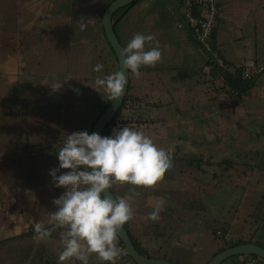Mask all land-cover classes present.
I'll return each instance as SVG.
<instances>
[{
	"label": "rangeland",
	"instance_id": "374dc122",
	"mask_svg": "<svg viewBox=\"0 0 264 264\" xmlns=\"http://www.w3.org/2000/svg\"><path fill=\"white\" fill-rule=\"evenodd\" d=\"M64 2L67 4H64ZM87 2L88 0H86V4H84L83 0H38L35 5V2L32 3L29 0L23 6L26 8L23 10V14H26L27 18L30 17L29 15L33 16L35 14L36 21L39 23H36L37 25L34 27L32 26L30 31H22L26 25L21 24L19 26V34H21L19 38H16L17 35L15 34L18 33V26L15 24L16 14L11 9V12L2 13L6 23L4 32L2 30L0 33V195L2 196H6L5 191L7 189L11 193V199L16 196L17 173L20 169H22L26 179L30 181L28 184H43L40 186L41 192L42 190L49 192L48 188L53 187L49 170L58 166L56 152L61 147L59 143L67 134L75 131L91 130L101 109L110 97L102 87H97L95 82L98 78H104L108 74L116 72V64L109 53L107 42L102 34L99 11H94V8L86 6ZM174 2L175 0H139L134 6H131L134 10L128 12L129 8L114 25L115 32L123 47L127 45L133 34L144 33V31V34H146V30H151L153 33L158 29L159 23L164 30L169 29V26L173 25L177 27V23L181 19L179 5L177 4L175 12L169 11L170 9L174 10L172 5ZM8 3L4 6L11 8ZM51 3L52 5L54 4L52 12L68 14L69 21H63L60 26L63 34L67 33L70 35L67 39L68 41H65L62 47L58 48L54 54L46 55L49 45H46L44 50L43 46H40V49V47L36 46L37 43L34 42L42 40L40 37L42 32H44L43 36H47L50 31L47 30V33H45V28L48 24L46 25L44 17L50 13ZM91 3L89 4L93 7ZM76 6H78V10H76ZM82 8L84 9L80 10ZM173 13L174 15H172ZM177 16H179L178 20ZM82 18L87 21V27L84 30H81L78 24ZM115 18H117L116 15L113 16V20ZM55 25L50 24L48 26L53 28ZM166 35L168 36L167 33ZM78 37L83 40H79ZM78 40L80 43L76 42ZM27 41H29L28 44ZM43 41H47V39L44 38ZM21 43L23 46L19 48ZM152 46H154L153 42H147L145 50ZM49 48L52 49V47ZM159 48L162 53L160 61L154 66H141L140 68L142 73H145L147 68L152 69L153 72L150 71L148 76L147 74H140L138 77L129 71L130 88L127 91L128 100L121 109L117 119L112 123L116 125V123H120L122 119L127 117L132 119L136 117L143 118L142 115L146 117L147 115H155L157 117L160 110L157 112V109L148 108L143 111L136 104L137 95H141V93H138V88L144 83L143 85H147L145 90L149 93L151 85L145 83V81L149 82L151 80L158 86L155 75L156 70L168 69L170 72L166 70V74L174 77L182 73L190 74V77H192L193 74L187 72V70L193 69V72H196L200 77L193 75L191 79L188 78L193 85L189 91L190 93H184L186 100H179L180 109H182L181 115L173 110L168 112L167 119H174L170 126L171 134H169V136L173 137L166 138L171 141L169 143L159 142L162 145L156 141L154 143L175 152L181 150L192 152V150H198V147L204 149L205 145L199 144L204 140L208 146L205 152H209L212 155L210 157L211 164H209V158H204V162L203 160L192 161L195 166H198L196 169L194 168L195 166L191 167L188 165L186 170L198 171L199 176H196L200 179L203 178V180L209 179V184L213 183L217 186L231 185V196L234 194V198H242L240 195L244 194L242 201L239 199L236 203V200L233 202L234 198L230 196V204H240L239 207L238 205L233 207L229 205L226 210L225 206L221 205L218 207V212H223L227 216H234L238 208L237 213L245 222L242 223V220L238 222V230H243L242 227H247L253 231L260 225L264 226V200L261 205L250 206L252 190L255 187L254 179L255 177L261 179L260 175L262 174L254 173V176L252 175L251 171L254 168L250 164L251 160L248 159L249 155L253 154L254 151V136H264V127L254 126L253 124L247 125V122L249 123L247 116H244V118L238 117L236 122L232 124L235 127H240L236 123L242 122L239 133H245L249 142L247 144L243 139L244 135L242 136L243 142L234 141V138L231 137L234 136L233 133L238 131L233 128L232 124L228 123H231V121L230 119L227 120L226 117L237 112L238 106H232L233 98L229 95L231 91L227 90L228 94H226L225 82L222 78L220 79L223 82L218 78L212 81L210 77L207 80L208 78L202 79L201 75H199L200 73L203 75V73L197 69L199 61H196L194 57L195 55H200L204 62L207 54L192 40H190L192 54H185L176 45L169 43L159 45ZM189 55H191L190 58ZM37 61H41L39 66ZM97 64L103 67L99 71H94V66ZM51 66L56 69H51ZM245 68L251 72L253 71L250 65L245 66ZM197 80L198 85L196 84ZM200 81L202 82L201 85H199ZM185 83L188 82L185 81ZM52 87L59 88L53 90ZM157 90H160V94H164V87L160 86ZM193 90L196 94L193 93ZM160 94L155 93L152 95L158 96ZM192 97H195L194 101H192ZM251 99L245 98L243 103L248 104ZM208 102L209 104L206 105ZM165 113L163 112L160 115ZM183 119L187 122L185 123ZM115 127L113 126V130ZM153 129L156 130L154 133ZM140 130H145L149 137L155 139V133L159 135L165 133L166 125L160 123L154 126L149 123L143 128L140 126ZM215 135H217L216 137L219 136L220 141L218 138H210ZM228 135L232 140L226 142V136ZM174 137H181L182 141H176ZM161 139L165 138L161 137ZM210 145L215 149L209 147ZM243 145H246V147L243 148ZM255 145H264V142L262 140V142L259 141ZM229 150H235L238 155L224 156L223 154H226ZM244 151L248 155L240 158V156H243L241 154ZM251 159L254 162L255 158L252 157ZM41 169L44 172H40ZM29 170L32 171L31 175L27 174ZM162 183L164 185L167 184L164 181ZM130 186L135 191L132 190L129 194L140 196L143 200L149 193L148 186ZM125 187L124 190L115 191L117 198L122 197V194L125 195L127 191ZM259 187L264 192V183L259 184ZM164 190L166 188L162 189V192ZM63 192L64 188L62 187L58 193L59 196ZM223 192L226 194L228 191L223 189ZM237 194L239 196H236ZM53 195L45 202L52 205L53 198L58 197L57 195L55 196V193ZM176 195L177 197L179 196L178 193H174V196ZM205 195H208L210 199L215 196V193H210L209 190ZM204 196L196 204H200L203 207ZM132 198L134 199V197ZM130 203L134 205L136 212L141 207L139 203L131 201ZM49 207L52 206H47L44 209ZM144 212L147 213V209ZM1 220H3L2 217ZM187 224H189L188 221ZM221 226V223H213L211 228L218 227L220 230ZM215 241L216 238L210 234L209 240L205 245L210 247L215 244Z\"/></svg>",
	"mask_w": 264,
	"mask_h": 264
},
{
	"label": "crops",
	"instance_id": "0c3cea01",
	"mask_svg": "<svg viewBox=\"0 0 264 264\" xmlns=\"http://www.w3.org/2000/svg\"><path fill=\"white\" fill-rule=\"evenodd\" d=\"M30 1L32 3L35 2L34 4L36 5L38 0ZM27 2H29V0H12V2L11 0H0V28H3L0 29V33L2 30L4 32V27L6 25L2 13L11 12V10H13L16 14L15 24L18 26V33H15L17 37L14 36L16 38H19L21 35L19 34V26L21 24L26 25L25 29L22 31H30L32 26L34 27L37 25L36 23H39L36 21L37 18H35V14L33 16L29 15L30 17L28 18L26 14H23V10L26 9L23 6ZM83 2L86 4V0H83ZM88 2H92L91 4H93V7L90 6ZM88 2L86 6L94 8V11L98 10L100 12L103 8L105 9L108 5L107 3L111 2V0H88ZM217 2L222 12L220 24L215 33V43L217 44L216 46L220 50L223 58L231 65V67L236 68L243 67L245 69V66L250 65L251 68L254 69L259 65H263L264 0H217ZM6 3H8L11 8H6L4 6ZM64 4L67 3L64 2ZM177 4L178 0H175L174 4H172L174 6V10L172 11L170 9L169 11L175 12ZM53 5L52 3L50 4L51 11L44 17V19L46 20V25H56L53 28L47 25L45 33H47V30H50L47 36H43L44 32H42V35L40 36L42 40L33 41L34 43H37L36 46H43L44 50L46 45L52 47V49L49 47L47 48L49 50L46 51V55H51V53L54 54L58 48L62 47L65 41H68L67 39L70 35L67 33V35L63 34L60 26L63 21H69L68 14L63 12L56 14L55 12H52ZM84 8L80 10H83ZM131 8L128 12L134 10V8ZM76 10H78V6H76ZM172 15H174V13ZM178 18L179 16H177V20ZM146 34H153L155 41H158L159 45H163L165 43H169L171 45L173 44L176 45L183 53L192 54L190 48V40L192 39L186 29H179L176 25H173L169 26V29L164 30L159 23L158 29H156L153 33L151 30H146ZM44 38H46L47 41H43ZM78 39L83 40L79 37ZM79 40L76 42L80 43ZM192 42L194 41L192 40ZM28 43L29 41H27V44ZM22 46L23 44L21 43L19 48ZM12 49L15 51L14 48ZM190 56L191 55H189V58ZM194 59L199 61L198 67L203 65L204 62L202 61L200 55H195ZM37 62V65L39 66L41 61ZM54 68V66H51V69ZM166 70L168 69L156 70L155 75L159 85L157 86L152 80L149 82L145 81V83L151 85V91L148 93V91L145 90V86L147 85H143V83L142 86L138 88V93H141V95H137L138 100L135 101L138 107H141L143 111L144 109L146 110L152 107L157 109V112L160 110L157 117H155V115H147V117L142 115L145 119H147V122L146 124L142 123L140 125L143 128L149 123L154 126H157L160 123L165 124V133L163 135L155 133L154 136L156 138L152 139L158 143L163 141L169 143L171 141L166 138L173 137L169 136V134H171L170 126L172 125V121L174 119H167L168 112H172L173 110L181 115L182 109H180L179 100L185 99L184 93L189 92L191 90V86L193 85L188 78L191 79L193 75L198 76V74L193 72L192 69L187 70V72H191V74H193L192 77H190V74L182 73L181 75H177L176 78L172 75L166 74ZM139 71L140 74H147V76L150 74V71L153 72V70L149 68L145 70V73H142L141 69H139ZM199 75H201L202 79L208 78L207 80H209L210 77V80L212 81H215L217 78L222 81V79H220L221 77L211 76L210 73H203V75L200 73ZM199 77L200 76H198V78ZM185 81L188 83H185ZM201 81L199 82V85L202 84ZM196 84L198 85V80ZM160 86L164 87V94H160V90H157ZM225 87L226 92L229 90V87L226 84ZM155 93L160 95L153 96L152 94ZM193 93L196 94L194 90ZM226 94H228V92H226ZM245 98L252 99L249 100V103L247 101L248 104H246L243 103ZM194 99L195 97H192V101H194ZM153 103H156V105H153ZM208 104L209 102L206 105ZM236 105L238 106V111L226 117L227 120L230 119L231 121V123L227 121L229 124L235 123L238 117L244 118V116H247L249 120V123L246 121L247 125L253 124L254 126L259 125L264 127V72L256 74L253 86L242 96V100H240ZM232 106L235 105L232 104ZM163 112L166 113L164 115H160ZM183 120L185 123L187 122L185 119ZM236 125L241 127L242 122L236 123ZM140 126L134 129L140 130ZM232 126L238 131V136L237 133H233L234 136L231 138H234L233 140L236 142H243L244 139L248 144V136L245 133H239L240 127H235L233 124ZM140 131H142L145 135H148L145 133V130ZM155 131L156 130L153 129V133ZM216 136L217 135L210 138H218L219 140V136ZM161 137L165 139H161ZM262 137L254 136V151L248 158L251 160L250 164L254 168L253 171H251L252 175L254 176V173L262 174L260 175V177H262L261 179L256 177L254 179L255 187L252 190V202L250 203L251 207L261 205L264 200V192H262L259 187V184L264 183V145H255V143L259 141L262 142L263 140L264 142V136ZM174 138L176 141H182L181 137ZM226 140V142H229V140L232 139H230L228 135L226 136ZM203 142V145H205L204 149L198 147V150H192V152L188 150L175 152L172 150L170 168L165 170L162 175V179H158L153 185L148 186L149 193L146 195L144 200L140 196L137 197L129 194L133 188L127 183L121 184L117 182L111 185L110 190L115 197V191L119 192L121 189L124 190V187L126 186L125 190L127 191L125 192V195L122 194L121 196L129 199L131 202H136L141 205L137 212L134 209V205H131L133 209L132 217L124 224V227L127 230L135 248L141 254L150 258L168 260L176 264H207L218 249L225 247L226 242L250 240L248 243H255L264 248V226L260 225V227L258 226L253 231L249 230L247 227H242L243 230H238V222L242 220V223H245L243 218L237 213L238 208L236 212L234 211V216H227L223 212H218V207L221 205L223 207L225 206V210L229 205L232 207L238 205L239 207L240 204L235 203L239 199L242 201L244 194L240 195L242 198H234V194L231 196V185L225 184L217 186L213 183L209 184V179L203 180V178L200 179L197 177L199 176L198 171L192 172L191 170H186L188 165L194 167L195 164L193 162H188L185 159L182 160V158H189L193 155L198 157V152L202 151L204 154H201L199 158L204 159L212 156L209 152H205L208 146L204 140ZM159 144L162 145V143ZM210 147L213 146L211 145ZM238 147L240 148V146ZM242 147L245 148L246 145H243ZM232 150H229L223 155H238L235 150ZM241 155L243 156H240V158H243L248 154L244 151ZM252 157L255 158L254 162H252ZM204 161L205 160H203V162ZM196 167L198 166L196 165L194 168L196 169ZM31 170H29V173H26L31 175ZM61 171L67 170L62 169ZM40 172H44L43 169H41ZM162 181L167 184L164 185ZM29 182L30 181L26 179L25 174L22 172V169H20L17 173L16 196L11 199V193L8 189L5 191L6 196L0 195V264H60V262H58V256L63 249L61 234L65 231V229L55 226L54 221L50 219V213L54 212L56 208L53 203L51 205V203H47L45 200L54 196L53 193H55V196L57 195L59 197L58 193L62 187L57 188L53 186L48 188L49 192H44L45 190H42L41 192L40 186L43 184H28ZM164 188H166V190L162 192V189ZM223 189H226L228 192L224 194ZM209 190L210 193H215V196L210 199L208 195L204 196V194L208 193ZM174 193H178L179 196H174ZM203 196L204 203L202 207L200 204H196V202ZM230 196L234 198L233 202L236 200L235 203L230 204ZM236 196L239 195L237 194ZM132 197H134V199ZM157 203L161 204L162 210L159 213V219L154 220L148 217L147 213L151 210L152 206ZM47 206L52 207L44 209ZM145 209H147V213L144 212ZM1 217L3 220H1ZM187 221L189 224H187ZM213 223H221V229L219 230L218 227L211 228ZM37 227H39L40 232L37 231ZM41 232H47V235L43 236V238H38L40 237ZM215 232H220V235ZM210 234L216 238V241L214 245L207 247L205 244L209 240ZM118 241L119 238L116 236L115 243L117 247L123 245L122 242L120 244ZM248 256H250V260L245 262ZM241 263L264 264V259L259 256L254 257L252 255H235L225 261V264ZM62 264H82V262L73 257L66 259L62 262ZM87 264H109V262L101 261L97 258L95 253H90L88 254ZM115 264L136 263L131 258L116 257Z\"/></svg>",
	"mask_w": 264,
	"mask_h": 264
},
{
	"label": "clouds",
	"instance_id": "9594fccd",
	"mask_svg": "<svg viewBox=\"0 0 264 264\" xmlns=\"http://www.w3.org/2000/svg\"><path fill=\"white\" fill-rule=\"evenodd\" d=\"M78 24L81 30L87 27L83 18ZM147 42H153L154 46L145 50ZM161 55L153 34L135 33L120 52L123 70L98 78L95 83L110 97L119 98L126 84L125 71L130 70L139 77L141 66H154ZM102 67L97 64L93 70L99 71ZM59 144L58 166L49 170L53 186L64 188L53 199L56 210L50 213L55 226L65 229L61 234L63 249L58 262L62 264L74 257L87 264L88 254L95 253L99 260L115 264L120 253L115 243L117 232L130 220L133 209L129 199L116 198L106 190L117 182L153 185L170 168L171 149L158 146L142 131L127 126L114 129L108 136L75 131ZM161 210V204L157 203L147 216L159 219ZM37 231L40 232L39 227ZM45 235L47 232H41L38 238Z\"/></svg>",
	"mask_w": 264,
	"mask_h": 264
},
{
	"label": "water",
	"instance_id": "95a60500",
	"mask_svg": "<svg viewBox=\"0 0 264 264\" xmlns=\"http://www.w3.org/2000/svg\"><path fill=\"white\" fill-rule=\"evenodd\" d=\"M135 0H112L104 9L101 24L103 28V34L108 45L114 52V55L117 59V71H120L122 68V59L123 57L120 56V52L123 48L113 26L112 17L113 14L120 8L134 2ZM126 84L124 89L122 90V95L119 98H113L110 104L105 108V110L98 116L94 125L92 126L91 132H97L100 135L104 127L110 121V119L115 115L117 110L120 108L126 94L128 91L129 86V70L126 72ZM109 193L114 196L112 191ZM115 197V196H114ZM117 237L122 242L124 248L126 249L129 257L136 263V264H176L174 262L163 260V259H156L150 258L141 254L135 248L130 236L127 233L124 225L118 229ZM235 255H256L264 259V248L255 244V243H241L234 245L232 247L225 248L217 253H215L211 259L207 262V264H221L226 259L235 256Z\"/></svg>",
	"mask_w": 264,
	"mask_h": 264
},
{
	"label": "trees",
	"instance_id": "16d2710c",
	"mask_svg": "<svg viewBox=\"0 0 264 264\" xmlns=\"http://www.w3.org/2000/svg\"><path fill=\"white\" fill-rule=\"evenodd\" d=\"M112 1V0H111ZM139 0H135L134 2H132V3H130V4H128V5H126V6H124V7H122V8H120V9H118L114 14H113V16L114 15H116V17L117 18H115V20H113V17H112V22H113V26L116 24V22L117 21H119L120 20V18H122L123 16H124V14L126 13V11L129 9V8H131V6H134V4L135 3H137ZM110 3V2H109ZM109 3H107V4H109ZM178 5H179V8L181 9V7H180V0H178ZM103 10H104V8L99 12V16H100V18H99V21H100V19H101V16H102V13H103ZM221 12H222V10H221V8H220V12H219V18H218V21H219V24H220V20H221ZM181 15H182V13H181ZM181 17V16H180ZM119 19V20H118ZM101 22V21H100ZM218 27H219V25H218ZM218 29V28H217ZM217 29H215L214 31H213V39H214V41H213V43H211L212 45H211V47H212V50H214V51H216L217 52V55H218V57L219 58H221L222 60H223V62H224V65H225V67H218L216 64H215V62L211 59V56H210V52L209 53H206L203 49V51L207 54V58H206V60L204 61V63H203V65H201L200 67H198V68H200L199 70H200V72H202V68H203V66L205 65V64H208V65H212V68H211V71H210V75L211 76H217V77H221L222 79H223V81L225 82V84L229 87V90L231 91L230 92V96L233 98V101H232V104L233 105H236L240 100H241V97L244 95V94H246L250 89H251V87L253 86V83H254V78L256 77V75H253V76H251L249 79H246V78H244L243 76H242V73H243V71H244V68L243 67H231V65L228 63V62H226V60L223 58V56H222V54H221V52H220V50L218 49V47L216 46L217 44L215 43V33H216V31H217ZM101 30H102V34H103V28H102V24H101ZM114 30H115V28H114ZM186 31H187V29H186ZM104 35V34H103ZM104 38H105V36H104ZM192 38V37H191ZM106 40V39H105ZM192 40L194 41V39L192 38ZM107 42V41H106ZM195 43H197L196 41H194ZM198 44V43H197ZM199 45V44H198ZM107 46H108V49H109V53H110V55L113 57V59H114V61H115V64H116V72H117V59H116V57H115V55H114V52H113V50L111 49V47L108 45V43H107ZM200 47V46H199ZM130 71V70H129ZM264 71H262L261 73H263ZM260 74V73H259ZM129 88H130V86H128V91H129ZM112 99H113V97H109V99H107V101H106V104L104 105V107L101 109V111H100V113H99V115L105 110V108L110 104V102L112 101ZM135 99V98H134ZM128 100V92H127V95L125 96V98H124V100H123V102H122V104H121V106H120V108L117 110V112L115 113V115L110 119V121L107 123V125L104 127V129H103V131H102V136H108V135H111L112 134V131H113V126H116L115 127V129L116 130H119L120 128H122V127H125V126H127V127H130V128H136V127H139L140 126V124L141 123H144V124H146V122H147V119H145L144 117L142 118H131V117H127V118H125V119H122L121 121H120V123H116V125L115 124H113L112 122H114L116 119H117V117H118V115H119V113H120V111H121V109L125 106V103H126V101ZM136 100H138V98H136L135 99V101ZM153 105H156V103H153ZM153 108V107H152ZM98 115V116H99ZM98 118V117H97ZM96 121V120H95ZM95 123V122H94ZM93 123V124H94ZM113 124V125H112ZM93 126V125H92ZM89 133H90V130L88 131ZM209 142H211V141H209ZM203 141H201L199 144L200 145H203ZM212 143V142H211ZM211 146V145H210ZM209 146V147H210ZM202 149V148H201ZM200 151H202V150H200ZM201 154L203 155L204 154V152L202 151V152H198V154H197V156L198 157H195L194 155L193 156H191V157H189V158H182V160L183 159H185V160H187L188 162H192V161H197V160H204V159H202V158H199L200 156H201ZM209 164H211V162H210V158H209ZM120 244H121V241L119 240L118 241ZM248 243V242H250V240H247V241H243V240H236V241H234V242H226L225 243V247H222V248H220V249H218V251L217 252H219V251H221V250H223V249H225V248H228V247H232V246H234V245H237V244H241V243ZM217 252H215V253H217ZM252 256H254V257H257L256 255H252ZM123 258H125V257H123ZM126 258H130L129 257V255L128 256H126ZM226 261V260H225ZM225 261H223L221 264H225Z\"/></svg>",
	"mask_w": 264,
	"mask_h": 264
},
{
	"label": "built area",
	"instance_id": "2783aa9c",
	"mask_svg": "<svg viewBox=\"0 0 264 264\" xmlns=\"http://www.w3.org/2000/svg\"><path fill=\"white\" fill-rule=\"evenodd\" d=\"M181 19L177 23V28L187 29L190 36L196 41L200 48L206 53H211V59L218 67H225L224 62L218 57L217 52L212 50L211 43H213V31L219 25L220 6L217 0H180ZM212 65L205 64L202 68V73H210ZM253 69V68H252ZM264 71V64L255 67L253 71L244 69L242 76L249 79L251 76ZM220 235V232H217ZM120 253L118 258L128 256V253L123 245L118 246ZM250 260L248 256L245 262ZM246 264V263H241Z\"/></svg>",
	"mask_w": 264,
	"mask_h": 264
}]
</instances>
